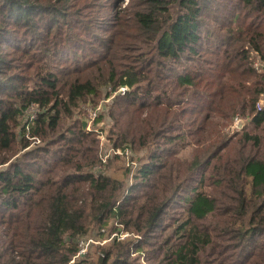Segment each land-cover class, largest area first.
<instances>
[{
  "label": "trees",
  "instance_id": "trees-1",
  "mask_svg": "<svg viewBox=\"0 0 264 264\" xmlns=\"http://www.w3.org/2000/svg\"><path fill=\"white\" fill-rule=\"evenodd\" d=\"M254 61L264 0H0V264H264ZM101 104L113 148L147 152L124 180L83 128Z\"/></svg>",
  "mask_w": 264,
  "mask_h": 264
},
{
  "label": "rangeland",
  "instance_id": "rangeland-1",
  "mask_svg": "<svg viewBox=\"0 0 264 264\" xmlns=\"http://www.w3.org/2000/svg\"><path fill=\"white\" fill-rule=\"evenodd\" d=\"M126 1H128V0H126ZM126 5H127V2L124 3V6H126ZM253 63H254L253 67L256 71L261 72V73L264 72V66L261 64L260 61H254ZM263 99H264V97L260 100V103L264 102ZM87 107L92 108L93 105H83L82 109L85 110V108H87ZM108 108L109 107L107 106V109L105 110V112L108 110ZM105 114H107V113H105ZM77 116H80V115H77ZM83 116H84V123H86V128H85L86 130H88V129L97 130L96 128H98V130H105L104 138H102L100 141V146L102 147V149H101L102 155H104V154L109 155V158L114 157L115 155H117V157H118L117 159H116V157L112 159L113 163L111 164V166L109 168L106 169L105 173L107 175H111L112 177H114L118 180H124L126 178L125 169H127V166L129 165L131 167V174H135V171L140 167L141 160L145 159V157L147 156L146 150H144L142 152H136L133 149L131 150L130 148L125 149V150L114 149L112 143L105 138L106 134H107L108 127H109L108 118L103 119L100 123H96V121H90L89 119H87V112H85V114H83ZM247 123H248L247 120H244V119L236 116L235 118L232 119V121H230L228 123L226 121H223V120L221 122H219L218 123V130L220 131V133H222V135L231 136L232 134H234L236 132H240L243 128L247 127L246 126ZM113 150L116 152H114ZM191 155H192V145H190V144L184 145L182 147V149L180 150L179 157L182 159L189 160L191 158ZM130 161H132V162H130ZM127 182H128V185H130L132 182V178L130 177V175H129V178L126 181V183ZM106 238H107V235H105L103 239H106ZM94 239H96V238H94Z\"/></svg>",
  "mask_w": 264,
  "mask_h": 264
},
{
  "label": "built area",
  "instance_id": "built-area-1",
  "mask_svg": "<svg viewBox=\"0 0 264 264\" xmlns=\"http://www.w3.org/2000/svg\"><path fill=\"white\" fill-rule=\"evenodd\" d=\"M108 91L110 93H112V94H111V97L108 100L105 101V103H108L111 98L115 97L118 94L124 95L125 93L128 92V88L127 87H121V88H119L118 90H115V91H113L112 88H109ZM104 109H105V107L102 104L99 105L96 108H88V110H87V112H88V119L90 121H95L96 118L99 116L100 113L103 112ZM40 111L41 110L38 107H33L31 109V119L32 120H37L38 115L40 114ZM88 130H90V129H88ZM108 157H109V155H104L103 161L105 162ZM130 237H132V235L129 232L124 231L123 230V226L120 225L119 226V229L117 231H114L112 234L108 235L106 239L97 240V239H94V238H87V239H84L83 238L79 242V252L74 257V259L72 260V263H74V261L77 258L86 255L90 251V248H91L92 244H95V245H104V244L110 242L113 239L125 240V239L130 238Z\"/></svg>",
  "mask_w": 264,
  "mask_h": 264
},
{
  "label": "water",
  "instance_id": "water-1",
  "mask_svg": "<svg viewBox=\"0 0 264 264\" xmlns=\"http://www.w3.org/2000/svg\"><path fill=\"white\" fill-rule=\"evenodd\" d=\"M83 128L85 129L86 128V123L83 122Z\"/></svg>",
  "mask_w": 264,
  "mask_h": 264
}]
</instances>
